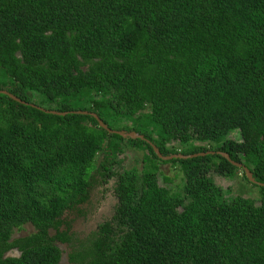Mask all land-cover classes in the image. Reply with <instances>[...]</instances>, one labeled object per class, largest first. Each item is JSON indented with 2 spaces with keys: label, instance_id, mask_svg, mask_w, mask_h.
<instances>
[{
  "label": "trees",
  "instance_id": "1",
  "mask_svg": "<svg viewBox=\"0 0 264 264\" xmlns=\"http://www.w3.org/2000/svg\"><path fill=\"white\" fill-rule=\"evenodd\" d=\"M0 90L24 102L0 95V264H60V245L69 264H264V186L219 154L152 146L226 153L264 184V0H0ZM130 147L154 170H118ZM156 163L180 165L183 195ZM239 172L258 197L213 179ZM94 173L117 203L80 238L67 213Z\"/></svg>",
  "mask_w": 264,
  "mask_h": 264
},
{
  "label": "rangeland",
  "instance_id": "2",
  "mask_svg": "<svg viewBox=\"0 0 264 264\" xmlns=\"http://www.w3.org/2000/svg\"><path fill=\"white\" fill-rule=\"evenodd\" d=\"M44 108L50 109L52 111H56V105H51L49 103H45ZM129 127H133L131 123H128ZM119 128V126H116ZM122 128V127H121ZM135 132V131H134ZM238 134H233V139H238ZM205 145V144H203ZM206 147H211L210 144H206ZM124 149H127L125 143L123 144ZM170 148H176L180 150L181 147L177 144L169 146ZM129 152L118 154L117 156H109L110 161L115 160L117 163V169L123 170L131 167L137 168L140 171H153V163L151 164L149 158V151L143 150L138 151L137 149L129 148ZM180 154V153H177ZM174 155V154H172ZM106 165L108 162L104 160V157L101 155L97 159L96 166L97 168H101V165ZM156 165L160 169V182L163 186L167 187L169 190L184 194V185L183 178L181 175V167L178 163L176 164H163L159 163ZM102 169V168H101ZM214 173V172H213ZM95 179L90 188L89 192V201L85 203L83 206L78 207L82 208L81 213L77 212V210H73L67 213L69 219L73 220V233L76 234L80 238H85L90 235L93 231H95L98 226L104 223L107 220H110L113 216L115 205L117 203V198L115 194V183L116 180L113 177L108 180L105 186H101V183L98 184L97 179L99 180V176L97 173H94ZM214 175V180L218 186L222 188L225 197H258L259 188L254 184L250 183V181L242 178L241 173L239 175L241 177H236L234 179L218 177ZM212 175V177H213ZM170 178V182L165 184L163 182V178ZM35 231L34 227L31 224H27L23 226L22 229L16 230L13 238H21L24 236H28ZM62 249V259L60 264H69L68 262V247L66 245H60ZM67 250V251H66ZM10 256H20L18 251H13L9 253Z\"/></svg>",
  "mask_w": 264,
  "mask_h": 264
},
{
  "label": "water",
  "instance_id": "3",
  "mask_svg": "<svg viewBox=\"0 0 264 264\" xmlns=\"http://www.w3.org/2000/svg\"><path fill=\"white\" fill-rule=\"evenodd\" d=\"M0 95H8L10 98H12L13 100L17 101V102H20V103H24L22 100H20L19 98H17L15 95L9 93L8 91H5V90H0ZM41 110L49 113V114H54V115H66L67 113H61V112H58V111H50V110H45L43 108H41ZM74 113H79V114H87V115H92L97 121L98 123L100 124V126L107 130L109 133L111 134H118L124 138H131V139H145V137L141 134H138L134 131L132 132H127V131H124V130H121V131H115V130H112L109 128V126L107 124H105L103 122V120L96 114V113H92V112H87V111H76ZM155 152L157 153V155L159 156L160 159L164 160V161H169V160H172V159H176V158H183V159H187V158H196V157H205L207 155H215V154H219L223 157H225L227 160H229L234 166L238 167V168H241L243 169V171L246 173L247 177L249 178V180L254 183V184H259L260 186H264V184H261V183H258L255 178L253 177L252 175V172L244 165V164H241V163H237L235 161H232L230 156L226 153H223V152H215V151H209V152H205V153H198V154H194V155H190V156H185V155H181V154H174V155H170V156H163L160 152H159V149L152 145Z\"/></svg>",
  "mask_w": 264,
  "mask_h": 264
},
{
  "label": "flooded vegetation",
  "instance_id": "4",
  "mask_svg": "<svg viewBox=\"0 0 264 264\" xmlns=\"http://www.w3.org/2000/svg\"><path fill=\"white\" fill-rule=\"evenodd\" d=\"M15 251H17V250H15Z\"/></svg>",
  "mask_w": 264,
  "mask_h": 264
}]
</instances>
